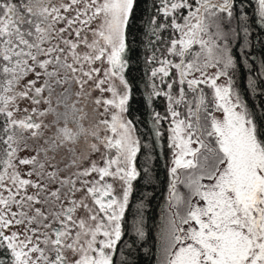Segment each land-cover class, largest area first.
<instances>
[{
    "label": "snow or ice",
    "instance_id": "obj_1",
    "mask_svg": "<svg viewBox=\"0 0 264 264\" xmlns=\"http://www.w3.org/2000/svg\"><path fill=\"white\" fill-rule=\"evenodd\" d=\"M137 3L0 0V264H264V0H146L139 25ZM160 157L152 251L127 210Z\"/></svg>",
    "mask_w": 264,
    "mask_h": 264
},
{
    "label": "trees",
    "instance_id": "obj_2",
    "mask_svg": "<svg viewBox=\"0 0 264 264\" xmlns=\"http://www.w3.org/2000/svg\"><path fill=\"white\" fill-rule=\"evenodd\" d=\"M147 4H151V0H147ZM146 6V0H138L137 3V25L140 23V18L145 17L146 13L144 8ZM248 11L251 13L252 7H249ZM256 35H261V33L256 32ZM137 41L133 44V51L130 53L129 67L126 70V77L132 85V95L133 98L130 101V115L129 118H133L138 121H145L149 119V113L152 108H148L145 105L143 97V83L146 80L145 77V62H144V49L139 45ZM240 43L242 41H234L233 48L238 50ZM249 52L253 55L259 57L264 55V49H262L258 42H256L255 48H249ZM237 87L244 91L247 88L248 72L246 68L241 67L238 69L236 76ZM246 98L249 99V103L259 104L260 98L250 97L246 93ZM156 111L161 113L164 112V101L162 99H157L152 106ZM167 125V122H164ZM138 127L143 129L146 127L145 124L140 123ZM167 177L164 168V158L160 157L152 165V182L150 184L140 181L135 185V194L131 200V206L127 210V220H128V231H132V222L135 216V205L141 200H144L143 217L144 226L146 231L149 233L147 237V242L144 243L143 247L155 251V227L154 225L159 220V213L162 205L164 204V195L166 191ZM150 193V195L144 199L143 194ZM150 255V253H149ZM149 255H146L143 251H138L134 253L132 259L136 264H149Z\"/></svg>",
    "mask_w": 264,
    "mask_h": 264
},
{
    "label": "rangeland",
    "instance_id": "obj_3",
    "mask_svg": "<svg viewBox=\"0 0 264 264\" xmlns=\"http://www.w3.org/2000/svg\"><path fill=\"white\" fill-rule=\"evenodd\" d=\"M210 71H214V70H210Z\"/></svg>",
    "mask_w": 264,
    "mask_h": 264
}]
</instances>
